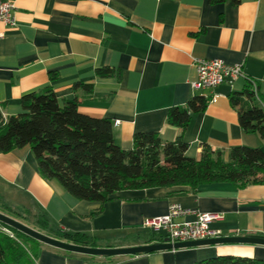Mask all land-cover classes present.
Masks as SVG:
<instances>
[{
  "label": "crops",
  "instance_id": "0c3cea01",
  "mask_svg": "<svg viewBox=\"0 0 264 264\" xmlns=\"http://www.w3.org/2000/svg\"><path fill=\"white\" fill-rule=\"evenodd\" d=\"M14 4L15 25L0 22L4 118L21 111L24 94L51 88L60 103L76 98L80 112L109 119L115 143L128 150L136 132H157L164 142L176 139L180 129L167 122L169 108L203 95L209 102L191 114L182 133L188 157L198 158L204 145L220 151L225 161L234 146H264L257 134L242 129L228 98L249 81L264 99V0H14ZM198 58L241 64L246 78L212 89L194 88ZM103 66L118 75H96ZM76 82L91 86V91L73 88ZM0 199L17 208L38 206L53 228L93 236L101 246L143 244L136 234L143 232L144 219L164 215L171 203L223 214V220L211 224L221 236L264 235V185L240 188L220 182L196 192L132 188L114 192L104 203L78 200L39 174L29 145L0 153ZM225 254L264 260V245L222 243L88 257L41 243L36 263L192 264Z\"/></svg>",
  "mask_w": 264,
  "mask_h": 264
},
{
  "label": "trees",
  "instance_id": "16d2710c",
  "mask_svg": "<svg viewBox=\"0 0 264 264\" xmlns=\"http://www.w3.org/2000/svg\"><path fill=\"white\" fill-rule=\"evenodd\" d=\"M95 72L100 77L118 75L109 66L99 67ZM248 82L228 98L237 111L242 129L264 140V99L258 87L251 88ZM77 86L91 91L89 85L73 84V88ZM209 100L203 95H194L184 106L169 108L167 122L180 129V135L173 141L164 142L153 131L136 132L132 148L125 150L114 141L111 121L80 112L76 98L60 103L51 88L29 92L20 98L19 113L4 118L0 108V153L29 145L44 179L55 180L78 200L100 203L121 189L162 186L189 188L196 192L203 186L220 182L240 188L264 185V150L260 147L234 146L229 150L227 161L220 151L206 145L198 158L186 155L188 143L182 133L191 114L204 110ZM2 209L16 211L8 206ZM19 209L30 215L34 229L44 234L77 245L101 246L93 236L53 228L45 211L38 206ZM1 227L12 231L14 237L2 232ZM136 236L143 244L164 240L161 233L150 230H143ZM40 244L0 222V264H37ZM192 264H264V260L225 254Z\"/></svg>",
  "mask_w": 264,
  "mask_h": 264
},
{
  "label": "built area",
  "instance_id": "2783aa9c",
  "mask_svg": "<svg viewBox=\"0 0 264 264\" xmlns=\"http://www.w3.org/2000/svg\"><path fill=\"white\" fill-rule=\"evenodd\" d=\"M14 9V0H0V22L14 26ZM3 35L0 33V37ZM194 66L196 78L191 82L194 88L212 89L223 83L232 84L238 78L245 77L241 64H227L217 58H198ZM189 215H194V218L185 219ZM223 218L221 213L193 211L180 204L171 203L164 215L144 219L141 227L143 230L161 233L168 242L175 243L221 236L211 224Z\"/></svg>",
  "mask_w": 264,
  "mask_h": 264
},
{
  "label": "water",
  "instance_id": "95a60500",
  "mask_svg": "<svg viewBox=\"0 0 264 264\" xmlns=\"http://www.w3.org/2000/svg\"><path fill=\"white\" fill-rule=\"evenodd\" d=\"M0 222L24 233L25 235L39 241L40 243L73 253L98 256V257H112L117 255H135L142 253H150L159 250L178 249L185 247H196V246L214 245V244H222V243H245V244H254V245H264V235L246 234V235L218 236V237H212L206 239L181 241L175 243H170L167 241V239H164L162 242H152V243H144V244L130 245V246L90 247V246L77 245L74 243H69L54 238L26 224L21 223L20 221L2 212H0Z\"/></svg>",
  "mask_w": 264,
  "mask_h": 264
},
{
  "label": "rangeland",
  "instance_id": "374dc122",
  "mask_svg": "<svg viewBox=\"0 0 264 264\" xmlns=\"http://www.w3.org/2000/svg\"><path fill=\"white\" fill-rule=\"evenodd\" d=\"M260 149L264 150V146H262ZM0 212L20 221L21 223L23 224H26L32 228L33 227V224H32V218L30 217V215L26 214L23 210L15 207V204L14 205H10L8 207L12 208V210H16V211H9L7 209H2V206H7L5 205V202H3L1 199H0ZM15 212V213H14ZM1 231L8 234L9 236L11 237H14V234L12 231H10L8 228H5V227H1ZM101 244H104L103 242H100ZM115 246V245H114Z\"/></svg>",
  "mask_w": 264,
  "mask_h": 264
}]
</instances>
